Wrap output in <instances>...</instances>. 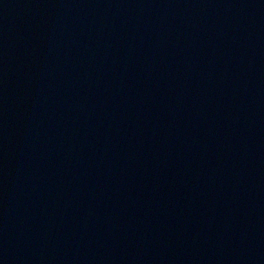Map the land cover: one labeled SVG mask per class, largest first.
<instances>
[{
    "label": "water",
    "instance_id": "obj_1",
    "mask_svg": "<svg viewBox=\"0 0 264 264\" xmlns=\"http://www.w3.org/2000/svg\"><path fill=\"white\" fill-rule=\"evenodd\" d=\"M0 264H264V0H0Z\"/></svg>",
    "mask_w": 264,
    "mask_h": 264
}]
</instances>
